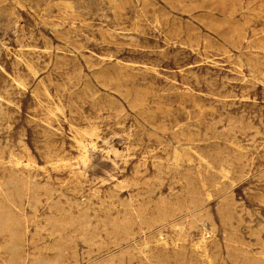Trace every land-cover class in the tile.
<instances>
[{
  "label": "rangeland",
  "instance_id": "rangeland-1",
  "mask_svg": "<svg viewBox=\"0 0 264 264\" xmlns=\"http://www.w3.org/2000/svg\"><path fill=\"white\" fill-rule=\"evenodd\" d=\"M263 148L264 0H0V264H264Z\"/></svg>",
  "mask_w": 264,
  "mask_h": 264
},
{
  "label": "bare ground",
  "instance_id": "bare-ground-1",
  "mask_svg": "<svg viewBox=\"0 0 264 264\" xmlns=\"http://www.w3.org/2000/svg\"><path fill=\"white\" fill-rule=\"evenodd\" d=\"M80 9V8H79ZM8 22V21H7ZM32 36V35H31ZM32 38V37H31ZM20 46V45H19ZM16 48V47H15ZM26 58V57H25ZM40 59V58H39ZM20 62V61H19ZM21 64V63H20ZM34 71V70H33ZM212 79V78H211ZM43 81V80H42ZM25 84V83H24ZM44 84V83H43ZM45 94V93H44ZM50 96V95H49ZM189 101V100H188ZM223 104V103H222ZM236 105V104H235ZM57 109V108H56ZM52 110V109H51ZM53 113V112H52ZM50 115V114H49ZM56 116V115H55ZM94 119V118H93ZM41 120V119H40ZM94 121V120H93ZM44 123V122H43ZM76 123V122H75ZM90 123V122H89ZM211 123V122H210ZM252 124V123H251ZM78 129V128H77ZM73 130V129H72ZM81 130V129H80ZM47 132V131H46ZM52 132V131H51ZM204 133V132H203ZM55 135V134H54ZM263 135V134H261ZM75 136V135H74ZM46 137V136H45ZM78 139V138H77ZM106 140V139H105ZM263 141V140H262ZM79 142V141H78ZM64 144V143H63ZM49 145V144H48ZM54 145V144H53ZM61 145V144H60ZM24 147V146H23ZM264 149V148H263ZM86 150V149H85ZM118 150L114 149V154L117 153ZM235 154V153H234ZM56 155V154H55ZM53 156V155H52ZM59 156V155H58ZM77 156V155H76ZM79 158V157H78ZM85 158V156L83 157ZM15 159V158H14ZM116 159V158H115ZM10 160V159H9ZM34 160V159H33ZM32 160V161H33ZM88 160V159H87ZM20 161V160H19ZM75 161V159H74ZM29 162V161H27ZM52 162V161H51ZM54 162V161H53ZM44 163V162H43ZM220 163V162H219ZM45 165V163H44ZM25 166V165H24ZM61 166V165H60ZM155 166V165H154ZM73 167V166H72ZM74 169V168H73ZM58 170V169H57ZM116 171V170H115ZM37 172V171H36ZM71 172V171H70ZM248 172V171H247ZM61 173V172H60ZM244 173V172H243ZM71 174V173H70ZM159 174V173H158ZM178 175V174H177ZM97 180V179H96ZM177 183V182H176ZM187 183V182H186ZM48 184V183H47ZM63 184V183H62ZM55 185V184H54ZM171 188V187H170ZM53 190V189H52ZM155 190V189H154ZM146 194V193H145ZM24 196V195H23ZM92 196V195H91ZM160 197V196H159ZM52 200V199H51ZM233 200V199H232ZM88 201V200H87ZM238 203V202H237ZM54 205V204H53ZM15 207V206H14ZM30 216V215H29ZM244 221V220H243ZM3 223H5V221H2ZM249 222V221H248ZM174 224V223H173ZM8 225V224H7ZM15 225V224H14ZM176 225V224H175ZM204 225V224H203ZM173 227V225H171ZM80 228V227H79ZM177 228V227H176ZM81 229V228H80ZM175 230V229H174ZM181 230V229H180ZM13 232V231H12ZM11 233V232H10ZM161 233V232H160ZM14 234V233H13ZM164 235V234H163ZM169 238V237H168ZM154 239V238H153ZM242 239V238H241ZM43 240V239H42ZM158 240V239H157ZM164 240V239H163ZM171 242V240H170ZM264 242V241H263ZM158 244V243H157ZM177 244V243H176ZM251 245V243L249 244ZM15 246V245H14ZM118 249V248H117ZM237 250V249H236ZM207 251V250H206ZM149 253V252H148ZM120 254V253H119ZM148 259V258H147ZM104 261V260H103ZM14 263V262H13ZM203 263V262H202ZM205 263V262H204ZM11 264V263H10Z\"/></svg>",
  "mask_w": 264,
  "mask_h": 264
}]
</instances>
